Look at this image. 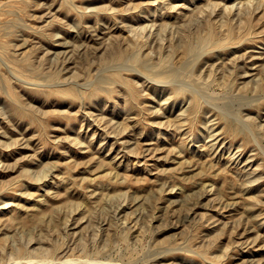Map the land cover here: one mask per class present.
Listing matches in <instances>:
<instances>
[{"label":"rangeland","instance_id":"rangeland-1","mask_svg":"<svg viewBox=\"0 0 264 264\" xmlns=\"http://www.w3.org/2000/svg\"><path fill=\"white\" fill-rule=\"evenodd\" d=\"M0 264H264V0H0Z\"/></svg>","mask_w":264,"mask_h":264},{"label":"bare ground","instance_id":"bare-ground-1","mask_svg":"<svg viewBox=\"0 0 264 264\" xmlns=\"http://www.w3.org/2000/svg\"><path fill=\"white\" fill-rule=\"evenodd\" d=\"M174 72V71H173ZM178 74V73H177ZM176 77V76H175ZM173 78V77H172ZM210 137V136H209Z\"/></svg>","mask_w":264,"mask_h":264}]
</instances>
